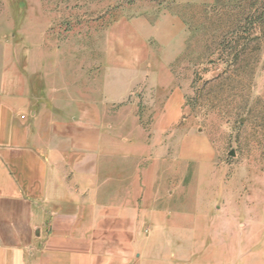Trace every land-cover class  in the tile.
Listing matches in <instances>:
<instances>
[{"label":"crops","instance_id":"0c3cea01","mask_svg":"<svg viewBox=\"0 0 264 264\" xmlns=\"http://www.w3.org/2000/svg\"><path fill=\"white\" fill-rule=\"evenodd\" d=\"M10 5L30 15L33 1ZM10 69L0 73V264H264V208L223 213L202 188L191 198L188 137L166 134L177 103L161 102L150 130L131 103L102 107L95 123L87 98L58 107L38 78ZM199 169L204 179L210 169Z\"/></svg>","mask_w":264,"mask_h":264},{"label":"rangeland","instance_id":"374dc122","mask_svg":"<svg viewBox=\"0 0 264 264\" xmlns=\"http://www.w3.org/2000/svg\"><path fill=\"white\" fill-rule=\"evenodd\" d=\"M32 1L25 15L0 0V73L14 77L1 69L18 64L58 107L87 98L95 123L102 107L112 115L131 103L150 130L154 109L171 99L166 134L188 137L191 198L206 189L223 213L264 208V26L240 30L247 53L230 67L234 32L217 15L264 0Z\"/></svg>","mask_w":264,"mask_h":264},{"label":"trees","instance_id":"16d2710c","mask_svg":"<svg viewBox=\"0 0 264 264\" xmlns=\"http://www.w3.org/2000/svg\"><path fill=\"white\" fill-rule=\"evenodd\" d=\"M217 15L219 16V18H221L222 23L227 26L225 28L234 32L232 37L233 40H231L232 44L229 50L231 52L228 53V59L226 61L228 66L233 67L234 65H236L239 58L247 53V43L244 41V39H246L247 37L243 36L240 30L245 25H249L253 30L255 28L264 26V4L257 7L251 6L249 8L237 10L235 12H220V10H218ZM227 15L228 18H226ZM247 31H250L247 35L251 36L252 31Z\"/></svg>","mask_w":264,"mask_h":264}]
</instances>
